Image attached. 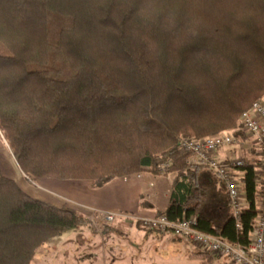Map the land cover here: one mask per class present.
Masks as SVG:
<instances>
[{
	"label": "trees",
	"instance_id": "obj_1",
	"mask_svg": "<svg viewBox=\"0 0 264 264\" xmlns=\"http://www.w3.org/2000/svg\"><path fill=\"white\" fill-rule=\"evenodd\" d=\"M263 97L264 0H0V150L29 178L101 188L172 175L179 190L191 186L159 215L196 216L200 231L248 246L255 162L241 169L239 230L224 184L210 191L208 167L179 143L227 130L247 139L240 119ZM87 224L0 168V264H32L49 241ZM191 258L214 263L204 252Z\"/></svg>",
	"mask_w": 264,
	"mask_h": 264
},
{
	"label": "crops",
	"instance_id": "obj_2",
	"mask_svg": "<svg viewBox=\"0 0 264 264\" xmlns=\"http://www.w3.org/2000/svg\"><path fill=\"white\" fill-rule=\"evenodd\" d=\"M226 156H229L228 150L219 158ZM190 161L195 163V158L191 157ZM24 176V184L15 181L33 198L58 207L67 206L85 217L96 211L119 214L112 224L102 227L104 237L113 230L120 237L106 246L103 244L101 264H175L176 261L184 264L186 258L201 252L195 248L190 254L182 239L143 227V220L164 213L173 197L180 199L187 194L191 185L184 184L179 190L172 175L154 176L143 172L118 178L101 188H94L91 181L58 179H35L38 185H33ZM203 177L210 191L222 188L220 179L209 169Z\"/></svg>",
	"mask_w": 264,
	"mask_h": 264
},
{
	"label": "built area",
	"instance_id": "obj_3",
	"mask_svg": "<svg viewBox=\"0 0 264 264\" xmlns=\"http://www.w3.org/2000/svg\"><path fill=\"white\" fill-rule=\"evenodd\" d=\"M241 132L248 138L243 139L235 130L203 138H187L179 143L182 154H191L195 163L207 166L226 187L237 228L243 229L242 216L247 207L243 188L241 169L255 162L259 176L256 201V218L249 235L248 246L227 241L226 239L206 234L198 229V218L191 216L180 221H172L166 214L143 220V227L163 235H173L192 242L200 251L219 259L228 258L232 264H264V97L257 100L252 108L243 113ZM237 149L225 158H219L225 150ZM169 165L162 167L164 173ZM149 170V168H145ZM119 214L97 212L90 217L92 225L98 229L99 220L113 223Z\"/></svg>",
	"mask_w": 264,
	"mask_h": 264
},
{
	"label": "rangeland",
	"instance_id": "obj_4",
	"mask_svg": "<svg viewBox=\"0 0 264 264\" xmlns=\"http://www.w3.org/2000/svg\"><path fill=\"white\" fill-rule=\"evenodd\" d=\"M232 152H235L236 154L240 153L237 149H228V155H231ZM0 168L6 176L16 180L17 182L24 184L23 180L26 181L23 172L19 168L12 152L7 145L0 150ZM28 179V182L30 181L33 185H38L34 178L28 177ZM97 212L98 211L95 213ZM90 217L91 215L85 217L88 221V224L85 228L76 231H70L62 236H58L41 247L32 264H101L103 244L106 246L107 244L111 243L114 238L120 236L117 235L115 230H113L110 232V234L104 237V226L112 223L99 220V227L96 229L92 225ZM103 239H106V241L104 242ZM181 241L184 245H186L188 251L190 250V254L194 253L195 248L197 249V247L192 242L183 239ZM210 256L214 258L213 264H232L228 258L219 259L217 257H213L212 255ZM178 259L180 260V257ZM174 260L176 261L177 259ZM220 260H223L224 263ZM205 261L206 260L204 259L186 258L184 264H206L207 262ZM175 264L181 263L180 261H176Z\"/></svg>",
	"mask_w": 264,
	"mask_h": 264
},
{
	"label": "bare ground",
	"instance_id": "obj_5",
	"mask_svg": "<svg viewBox=\"0 0 264 264\" xmlns=\"http://www.w3.org/2000/svg\"><path fill=\"white\" fill-rule=\"evenodd\" d=\"M202 252V251H201ZM205 253V252H204Z\"/></svg>",
	"mask_w": 264,
	"mask_h": 264
}]
</instances>
